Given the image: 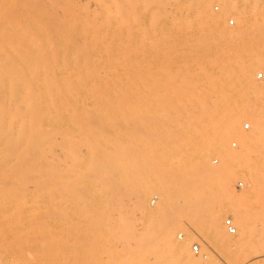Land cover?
Masks as SVG:
<instances>
[{
  "label": "bare ground",
  "instance_id": "obj_1",
  "mask_svg": "<svg viewBox=\"0 0 264 264\" xmlns=\"http://www.w3.org/2000/svg\"><path fill=\"white\" fill-rule=\"evenodd\" d=\"M51 2L53 0H0V5H3L4 9L6 7L5 10H0V28L11 35L9 39L0 40V170L9 172L11 171L10 163H15L13 171L16 173L28 172L41 180L33 181L26 188H22L21 185L15 187L21 188L23 194L27 190L25 193H29L30 196L27 201H24L23 194L20 193L21 189L20 191L15 189L19 191H16V194L20 193L17 195L19 199H23L21 203L19 199L16 202H19V205L26 203L32 209L41 210L39 207L47 208L48 183L56 186L57 191L62 187L64 176L61 167L65 165V162L61 155L64 153L62 141L67 107L84 111L83 116L108 122L113 118L136 120V114L126 109L131 105H138L144 110L140 120L146 119V121L169 126L178 124L183 128L172 129L171 135H168L166 129H157V133L162 135L160 139L154 137L155 132L151 133L148 147L141 151L142 161L135 167L134 193L139 195L142 192L151 191L152 188L160 187L157 194L162 203H167L165 201L170 198V195L172 197L181 195V199L183 198L189 204L184 213L188 216V220L192 223L198 217H200L198 220H202L204 215L201 217V213H205L211 222L209 235L215 238L218 234L220 220L222 221L220 218L228 209L220 202L223 197L219 190L224 185H218L219 176H221L218 170H221L220 166H222L228 174L229 170H232L230 162L234 160L231 155L232 161H229V157L226 156L229 155L228 149H226L228 154L224 150L225 155L218 149L225 144L229 135L238 134L236 125L241 118L248 120L253 128L250 132L241 131L237 136L240 149L236 153L232 152L235 153L233 157L235 158L236 155L237 158L234 161L244 164L240 160L243 161L247 153L249 155L252 152V156L255 153L252 150L256 148L255 155L260 151L264 155V137L261 138V133H264L262 122L264 120H261L263 115L260 116L264 112V107L258 109V104H256L257 93L263 96L260 100L264 101V82L258 83L251 74L257 66L264 71V52L259 49L264 46L249 42L252 25H246L247 12L244 4L241 5L236 0H219L225 12L230 11L226 9L236 11L237 22L243 25L234 27L226 23L219 25L222 14L215 13L209 7V2H201L195 8L185 10V13L179 9L180 11L177 10L173 18H167L164 14L167 18L166 22L156 21L157 25H154L156 22H151L157 17L162 19L159 16L162 10L160 13L157 10L158 16L149 13L152 11L148 12L146 9L138 10L139 13L136 15L138 19L136 25L133 23V29H129L130 24L126 19L122 21L123 17L126 18V9L121 11L116 17L117 26H123L128 36L130 35L129 30H133V35L130 36L136 40L138 36L140 42L141 39L152 42L145 45L143 52L151 62L150 69L154 74H158L162 69V73L170 71V76L162 82L161 88L159 86L157 89L143 90L142 81L138 78L135 79L138 80L135 86L140 89L129 91L125 86L127 83L123 85V78V81L120 80L121 78L116 79L119 80L118 82L122 81V85L117 83V88L112 86L114 82L112 72L115 71L111 70L115 67L111 66L113 59L109 54L112 52L110 42H108L111 30L110 21L111 17L113 18L111 0H68L63 7L54 10L47 18L45 10L47 11V6H51ZM142 2L144 3L145 0L141 1V4ZM7 7L18 10L21 14L18 18L12 17ZM147 8L150 7L147 6ZM251 23L254 22L251 21ZM154 26L159 27L160 34L154 37L155 39L150 37L149 33V31L151 33L154 31ZM51 33L53 39L49 35ZM69 34L72 36L70 39ZM124 40L126 36L119 43L122 44ZM119 63L117 65H120ZM121 66L123 68V63ZM117 72L114 76L118 74ZM150 80L160 83L162 79L158 80L156 75ZM205 82L211 89L207 93L201 89ZM120 87L124 90H120ZM97 88H100L104 94L100 95ZM113 91H115L114 97H112ZM212 93L213 95H210ZM208 95L212 96V99L210 97V100L207 99ZM204 112L209 114L207 120L204 119L208 114ZM204 121L209 122L207 129L186 126L195 122L202 124ZM125 125L126 122L120 125L110 124L107 132L93 131L90 128L78 130L75 125L71 126V128H76L78 136L90 140V143L85 142L77 147L78 154L75 152L72 155V166H76L74 173L76 186L90 189L88 198L110 203L116 201L124 205L127 194L126 173L129 166L128 161L125 160L124 145L128 137L123 129ZM178 132L182 136L179 137ZM140 137L142 138V135L134 138L135 144H140L141 140H138ZM260 141H263V145L257 146L256 144ZM51 147L54 149L53 157L49 153ZM250 147H254L250 150L251 152L248 150ZM26 149L30 150L35 160L27 159V164H24L23 151ZM3 150L6 153L2 154ZM211 150H218L215 156L220 155L219 160L221 158L223 161L218 164L217 160V168H220L217 173L216 168L213 169L210 163L209 155L207 156ZM9 153L13 154L11 158H9ZM92 155L100 158L106 157L108 161L93 164L89 161ZM147 156L152 158L148 159V163L145 161ZM222 157L224 160L229 159L228 162L225 161V163ZM49 159L53 164L51 171L49 170ZM248 159L245 158V161L249 169L260 167L261 164L250 167L248 162L252 159L249 161ZM261 159H264V156ZM157 165L170 168V173L167 176L158 173L157 178L151 177V168L153 166L158 168ZM195 165L204 167L206 177H202L203 174L200 173L202 171L198 172L197 176L187 173V169ZM94 167L95 170H101V174L116 173L114 177L112 175L116 180L109 186L103 184L101 188H94L97 182L96 175L84 177ZM231 173L229 172V175ZM192 176L206 178L211 182L205 181L206 184L203 185L201 183L203 181L199 182L198 178L192 180ZM228 177L226 176V180L230 179ZM222 178L221 183L224 184L225 180ZM140 181H145L143 183L145 186L139 185ZM184 184L190 185L188 192H185L188 188L183 186ZM174 189L180 191L181 194L173 196L174 191L170 194V191ZM9 190L13 191L14 188ZM57 191L54 193V198L57 197ZM217 200L219 205L207 208L209 201ZM60 208L57 210L61 211ZM118 208H120L119 205ZM206 209L207 212L203 213L202 211ZM125 213H127L126 210ZM232 213L237 218L234 222L236 227V220H238L242 227L246 228L249 220L245 214V207L239 204L234 205ZM46 215L42 214L41 217L37 215V219L47 224ZM232 215L229 216L233 220ZM149 216L153 214L148 215V219L151 218ZM118 223L120 224H115V228H122L121 222ZM164 230L167 231L168 228ZM36 234L41 236L42 231L38 230ZM45 235L47 237V232ZM173 242L169 237H163L160 245L164 251L156 257V261L152 264L184 263L182 253H179L180 248L177 247L178 244L176 243V246ZM250 251L247 249L248 253ZM253 252L249 253L250 256L261 254L264 251ZM262 256L260 255L259 258ZM233 257L234 255L231 254V258Z\"/></svg>",
  "mask_w": 264,
  "mask_h": 264
},
{
  "label": "rangeland",
  "instance_id": "obj_2",
  "mask_svg": "<svg viewBox=\"0 0 264 264\" xmlns=\"http://www.w3.org/2000/svg\"><path fill=\"white\" fill-rule=\"evenodd\" d=\"M67 1L68 0H53L54 3L51 2V6H47V11L45 10L47 18L54 10L56 11L57 8L63 7L64 3ZM141 1L143 0H111V9L113 10L111 11V13H113V18L111 17L110 21L111 30L109 33L108 42H110V51L112 52L109 54H111L110 56L113 59L111 62V66L112 68L115 67L111 70L115 71L112 72V81L116 82L115 84L114 82H112V86H115L116 88L117 83L118 85H122L123 78V85L126 82L127 84H125V86L127 89H129V91L140 89V87L135 86V82L138 81L135 79L139 78V80L141 79L142 81L141 88L143 90L157 89L159 88V86L161 88L162 82H164L170 76V71L168 70L165 73H162L163 69L162 71L160 70L159 75V73L154 74V72L150 69V66L152 64L149 61L148 57L144 54L143 49L149 42L151 44V41L147 42L143 41L144 39H141L140 42V38H138V36L137 40L130 36L133 35V30H129L130 35L128 36L124 31L123 26H117L118 22L116 17L124 9H126V18L123 17L122 21H125V19L127 20V23L130 24L128 25L129 29H133V25L137 22L138 17L136 15H138L139 13L138 10L146 9L148 10V12L152 11L149 13H153L155 16H158L160 11L162 10V16L166 15L167 18H173L174 15H176L177 10L180 9L181 12L185 13V10L195 8L196 5L199 6L201 2H209V7L215 13L222 14L219 25H224L225 23L231 27H234L236 25H243L241 22H237L238 18L236 15V11L233 9H226L230 11L225 12L223 4L221 5V2H219V0H145L144 3L142 2L143 4H141ZM236 1L241 5L244 4L247 12L246 25H252V27H250V33L252 35L251 38H249L250 41H248L252 43L256 42V44H263L264 46V0ZM32 3L34 2L32 1ZM146 3L149 5H147ZM147 6L152 10H150V8L148 9ZM3 7V5H0V10L4 9ZM8 8L9 7H7V9ZM157 10L159 13L157 12ZM8 12L10 13V15H12V17L15 18H18L21 14L18 10H13V8L11 7L8 9ZM161 14H159V16L162 19H159L157 17L156 20L152 21L151 23H155L156 21L165 23L167 18L166 16L162 17ZM260 20H262V22ZM229 21H231V23H229ZM251 21L254 23L250 24ZM157 22L154 25H157ZM252 29H254L255 31ZM149 33L150 37L153 38L160 36L159 27L154 26V31L152 33L151 31H149ZM49 35L53 39V34L51 33ZM125 36L126 40H124V42L120 44ZM9 38H11L10 33L0 28V40ZM68 38L70 39L72 38V36L69 34ZM154 42H156V40H154ZM119 45L121 47L124 46L125 49L124 47L121 49ZM263 48L259 49H262L264 52ZM114 60L116 61L114 62ZM117 61L120 62V65H117ZM122 63L123 68H121ZM257 67L252 70L251 74L252 76H254L258 83H262L264 82V71H262L259 66ZM116 72L118 74L114 76ZM257 72H260L261 75L257 76ZM156 75L158 80L162 79L160 83H154L153 80H150ZM117 78H121L120 80L122 81L118 82L119 80L117 81ZM202 87L203 88L201 89L205 93L211 90L206 82ZM120 90H124V88L120 87ZM97 91L100 93V95L104 94L100 88H97ZM114 93L115 91H113L112 97L115 96ZM257 94L256 104H258V109H262L264 107V101H261L263 96L259 93ZM210 95H213V93ZM209 97L211 98L212 96L208 95L207 99ZM112 110L113 112H115L114 109ZM126 111L136 114L137 119L127 120L113 118L108 122H102L98 119L83 116L84 114L82 115V113L84 111H81L79 109L77 110L76 108L71 107H67L65 109L66 116L64 117L62 141L64 153L61 155L62 160L65 162V165L61 167L64 181L62 187L59 188L58 191L56 186L48 183L46 203L47 208L39 207L41 208V210L38 208L32 209L28 207L26 203L19 205V202H16L19 199V196L17 195H20L21 192L23 194V191L21 188L15 187L21 185L22 188H26L33 181H41L40 178L37 179L28 172H22L21 174L16 173V171H13L15 168V163H10L12 172H3L2 170H0V264H33L35 262L37 264H152L154 263V261H156V257H158V255H160V253L164 251L160 245L163 237H169L172 242L175 241L173 243L176 246L178 244L177 247L180 248H178L179 253H182H180L182 255V262H184L182 264H210L211 262L215 264H264V252H260L261 254L258 255L252 254V256H250L253 251H264V243L262 244V242H264V159H261L264 155L263 153H261L262 151H258L259 153L255 155V153L257 152V148L256 150H252V148L254 147H250L248 149L249 152H251L250 150H252L255 151V153H253L252 156V152L249 155L247 153L243 161L240 160L241 162H244V164L240 163L239 161H234L236 155L235 158L233 157V154L238 152L237 150L240 149V142L237 136L241 131L250 132L253 128L252 124L245 118H241L236 125L238 134L229 135V138L227 137L228 139L226 138V142H224V147L222 146L223 148L220 147L218 149L219 151H223L224 155L226 149H228L227 151L229 152V155H226L230 159L228 160L232 161L234 159L232 161L233 163L230 162V169L233 170H229V172H232L231 175H229V172L227 174L226 170L222 168V166H220V168L221 170L224 169V171L218 170L220 168H217V165L220 163V161H222L221 158L219 160L220 155L219 157L218 155L215 156L218 150H211L207 153V156L209 155L208 158L210 160V163L211 165H213V169L216 168L215 172L217 173L218 171H220L218 172V174L221 175L219 176L220 179L218 178L220 181H218V185H224L219 190V193L223 197L222 200L220 199V202L221 205L227 207L228 209H225L226 212L225 214H222L220 219H222L226 215L229 216L234 214L232 213V208L234 205L239 204L245 207V214L247 215V219L249 220L246 228H243L240 221L236 220V227V224L234 223L236 217H234L235 214L232 215V221L235 226L234 234L226 233L220 220L218 234L215 238H213L209 235V229L211 225L209 216H206V214L204 213V211L207 212V209L202 211L204 214L201 213V217L202 215H204V218H201L202 220H198L200 218L198 217V219L193 223L189 221L188 216L184 214L189 204L183 198L181 199V195L176 196L179 193L181 194L180 191L178 192V188L176 190L174 189L170 191V194L174 191L173 193L175 194H173V196L176 197H172V195H170V198L165 201L167 203H162L159 195L157 194L159 193L160 187L152 188L151 191H145L140 193L139 195H136L134 193L135 188L133 187V181H135L134 178L136 177L133 175L135 173V167L140 165L142 161L141 151L144 148L148 147L151 133L155 132L154 137L160 139L162 135L160 133H157V129H166L168 130V135H171L172 129L183 127H180V125L178 124L169 126L154 123L153 121H146V119L140 120L142 112L144 110H142V108L138 105H131L130 108L126 109ZM204 113L206 114L207 112ZM261 115H263L264 117V112H262L260 116ZM208 117L209 114L205 116L204 120H207ZM263 117H261V120H264L262 119ZM122 122H126V125L123 127V129H125L128 137L124 147L126 154L125 160H127L129 164L126 173L127 194L123 203L124 205H120L116 201H111L112 204L108 201H95V199L93 200L90 197L88 198L90 189H86L85 187H77L75 183L76 179L74 177V173L76 172V166H72V155L75 154V152L78 154L77 147L85 142L90 143V140L81 138L77 135L76 128L78 130H82L83 128H90L93 131L107 132L109 129L108 125L115 123L120 125ZM245 122L248 123L247 127L243 126ZM262 122L264 124V121ZM138 124L140 127L138 126ZM72 125H75L76 128H71ZM186 126L190 128L202 127L204 129H207L209 126V122L204 121L202 124L198 122L189 123ZM139 135H142V138L140 137L138 140H141L142 142L140 141V144L137 145L135 144L136 141L134 138L139 137ZM180 136L182 135L179 133V137ZM263 137L264 133H261V138ZM181 139L186 140L185 138ZM232 141H234L235 143L232 144ZM256 145H263V141H260ZM227 151L226 153L228 154ZM1 153L3 154L6 152L3 150ZM49 153L51 157H53V147L50 148ZM258 154H260L261 156H258ZM8 155L9 158H11L13 154L9 153ZM230 155L232 157V160L230 158ZM250 156L252 158H250ZM245 158H249L248 161L252 159V161L248 162V165H250V167L255 166V164L256 166L261 164L260 167L249 169V167H247V161H245ZM27 159L35 160L34 155L30 152L29 149L28 151L27 149L23 151L24 164H27ZM148 159L152 158H149L147 156L145 159L147 163ZM228 160L225 159L224 162H228ZM89 161L94 164L99 162H107L108 159L106 157L100 158L92 155L89 158ZM236 162L239 163L237 164ZM252 162L254 163V165ZM49 165V170L51 171L53 164L52 160L50 159ZM162 166L163 165H157L158 168L153 166V168H151V177L157 178L158 173H163V176H167L170 173V168H163ZM197 166L195 165L189 167L187 169V173L197 176L198 172L202 171L200 172L201 175L203 174L202 177H206V171L203 169L204 167H199V165ZM184 167L186 168V166ZM213 169L212 171H214ZM222 172H224V174ZM93 175H96L97 180V182H95L94 188H101L103 187V184H105V186H109L114 180H116L115 178H113L116 173L101 174V170H95V167L90 170L84 177ZM225 175L227 177L229 176L228 178L230 179L226 180L227 178ZM202 177L197 178L199 179V182L200 180L203 181L201 182L203 185L206 184L205 181L211 182L208 179L206 180V178ZM197 178L192 176L191 179L194 180ZM221 178L225 180V183L223 182L224 184L221 183ZM238 181H240V185H238ZM144 182L140 181L139 185H143ZM246 182L248 183V185ZM218 185L216 186L218 187ZM183 186H186L187 188L190 187V185L187 184H184ZM12 187L14 188V190ZM10 188L13 191L9 190ZM15 189H21V191L19 190L20 193L16 194L17 190L15 191ZM189 190L190 189L188 188L185 192H188ZM56 191L57 197L54 198V193ZM25 192H27V190L24 191L23 197L25 199L24 201H27L30 196L29 193ZM171 197L174 200H172ZM19 200L21 203V200L23 199ZM55 201H57V203ZM209 202V206L207 204V208H210L211 206L213 207L216 204L219 205L218 200L215 202H210L212 203V205ZM118 205L120 208H118ZM59 208L61 209V211L57 210ZM125 210L128 214L125 213ZM45 213H47V215ZM42 214L46 215L47 224H44L37 219V217L39 215L41 217ZM150 214H153V216H155H149V218H154V220H151V218L148 219L147 216ZM118 222H121L122 225H119L122 227L120 229L115 228L116 225L120 224ZM165 228H168V230H164ZM38 230L42 231V234H44H41V236L36 234ZM46 232L47 237L45 235ZM117 232H119L120 234H118ZM161 232H165V234L163 233V235H161ZM166 232L168 234L170 233L171 235H166ZM58 233H60V236H58ZM153 239L154 243L152 241ZM158 239L161 240L158 241ZM192 241H196L200 244L201 250L206 253V256L204 258L194 254L190 250V243ZM247 249L248 251L249 249L251 250L249 252L250 254L247 252ZM231 254L234 255L233 258H231ZM260 255L263 256L259 258Z\"/></svg>",
  "mask_w": 264,
  "mask_h": 264
},
{
  "label": "built area",
  "instance_id": "obj_3",
  "mask_svg": "<svg viewBox=\"0 0 264 264\" xmlns=\"http://www.w3.org/2000/svg\"><path fill=\"white\" fill-rule=\"evenodd\" d=\"M230 22L231 21H229V23ZM260 75H261V73L257 72V76H260ZM243 126L247 127L248 123L245 122ZM231 143L234 144L235 142L232 141ZM238 185H240V181H238ZM221 222H222V225H223L226 233H228V234H234L235 233V226H234L232 218L230 216H228V215L224 216L222 218ZM190 250L194 254H196V255H198V256H200L202 258H204L206 256V253L203 250H201L200 244L198 242H196V241H192L190 243ZM210 264H215V263L211 262Z\"/></svg>",
  "mask_w": 264,
  "mask_h": 264
}]
</instances>
